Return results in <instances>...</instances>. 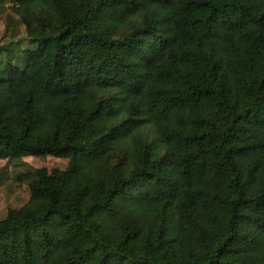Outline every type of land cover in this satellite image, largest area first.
<instances>
[{"label":"trees","instance_id":"16d2710c","mask_svg":"<svg viewBox=\"0 0 264 264\" xmlns=\"http://www.w3.org/2000/svg\"><path fill=\"white\" fill-rule=\"evenodd\" d=\"M0 264H264V0H0Z\"/></svg>","mask_w":264,"mask_h":264},{"label":"rangeland","instance_id":"374dc122","mask_svg":"<svg viewBox=\"0 0 264 264\" xmlns=\"http://www.w3.org/2000/svg\"><path fill=\"white\" fill-rule=\"evenodd\" d=\"M3 30V24L0 20V33ZM67 162L65 160L54 159L51 157L44 158H32L27 157L22 160L13 161L7 167L6 162L0 161L1 174L11 173L12 175H17L20 173L28 172L34 168H45L47 170L52 169H64ZM5 215V208L2 205V190L0 188V218Z\"/></svg>","mask_w":264,"mask_h":264}]
</instances>
